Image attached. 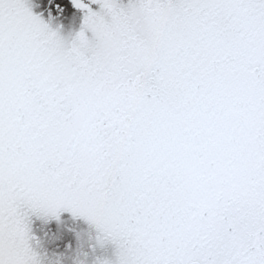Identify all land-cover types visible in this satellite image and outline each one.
Wrapping results in <instances>:
<instances>
[{"label":"snow or ice","instance_id":"1","mask_svg":"<svg viewBox=\"0 0 264 264\" xmlns=\"http://www.w3.org/2000/svg\"><path fill=\"white\" fill-rule=\"evenodd\" d=\"M65 214L115 264H264V0H0V264Z\"/></svg>","mask_w":264,"mask_h":264},{"label":"flooded vegetation","instance_id":"2","mask_svg":"<svg viewBox=\"0 0 264 264\" xmlns=\"http://www.w3.org/2000/svg\"><path fill=\"white\" fill-rule=\"evenodd\" d=\"M118 2L126 5L128 0H118ZM65 4H67V0H65ZM92 7L96 10L95 5ZM49 11H51V15H49ZM42 19L51 30L57 32L66 44H70L75 34L80 31L83 13L68 5L63 11L56 8L44 10ZM86 35L91 39V33H86ZM62 221L64 223L57 229L54 226L50 228L33 219L30 226L31 233L39 241L38 245L34 244V250L40 258L41 264H78V260L85 262L86 258L92 256L95 250L98 255L95 253L94 255L99 257L100 264H104L110 253H113L115 257V245L110 241L99 243L97 240L99 233L94 225L83 220L72 221L67 214L62 216Z\"/></svg>","mask_w":264,"mask_h":264},{"label":"rangeland","instance_id":"3","mask_svg":"<svg viewBox=\"0 0 264 264\" xmlns=\"http://www.w3.org/2000/svg\"><path fill=\"white\" fill-rule=\"evenodd\" d=\"M95 251H93V252L96 254ZM87 252L89 253L90 251H87ZM94 253L92 254V256L87 257L85 262L83 260H78V264H100L99 257H96L94 255ZM96 255H98V254H96ZM86 256H87V253H86ZM115 261H116V251H115V257H114L113 253H110V255H108V257H106V259H105V262H108V264H115ZM105 262H104V264H105Z\"/></svg>","mask_w":264,"mask_h":264}]
</instances>
